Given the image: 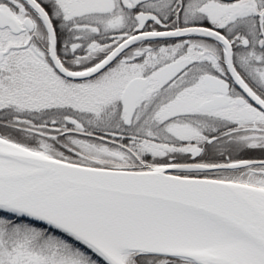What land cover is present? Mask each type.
<instances>
[{"label":"snow or ice","instance_id":"obj_1","mask_svg":"<svg viewBox=\"0 0 264 264\" xmlns=\"http://www.w3.org/2000/svg\"><path fill=\"white\" fill-rule=\"evenodd\" d=\"M0 264H264V0H0Z\"/></svg>","mask_w":264,"mask_h":264}]
</instances>
